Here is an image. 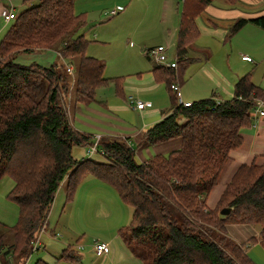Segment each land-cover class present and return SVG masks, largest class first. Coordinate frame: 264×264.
I'll return each mask as SVG.
<instances>
[{
	"label": "trees",
	"instance_id": "16d2710c",
	"mask_svg": "<svg viewBox=\"0 0 264 264\" xmlns=\"http://www.w3.org/2000/svg\"><path fill=\"white\" fill-rule=\"evenodd\" d=\"M212 1L183 0L175 45L177 67L153 69L163 75L171 105L147 128L144 139L153 144L179 136L182 145L144 162L136 161L133 147L117 137L100 136L102 161L88 154L73 156L74 146L86 151L96 136L91 140L70 124L61 97L73 90L75 101L91 102L96 89L108 81L104 62L85 53L89 42L85 19L74 12V0L30 1L18 13L0 39V179L12 178L7 196L19 212L14 225L0 222L2 264L9 258L23 264L36 248L34 241L60 184L69 201L86 175L111 184L132 208L120 236L141 264H256L246 248L254 242L264 248V160L239 165L216 208L207 207L206 197L229 152L241 145L242 127L252 125L250 112L259 100L264 102V89L246 73L234 83L230 98L213 94L184 105L171 88L193 61L187 48L199 34L195 19ZM248 22L264 28V15L235 19L227 26V39ZM52 49L64 65L16 61L19 53ZM67 65L75 72L71 84ZM223 207H230L229 214L219 213ZM228 222L253 224L258 236L238 243L226 232ZM70 248L59 259L75 260Z\"/></svg>",
	"mask_w": 264,
	"mask_h": 264
},
{
	"label": "crops",
	"instance_id": "0c3cea01",
	"mask_svg": "<svg viewBox=\"0 0 264 264\" xmlns=\"http://www.w3.org/2000/svg\"><path fill=\"white\" fill-rule=\"evenodd\" d=\"M14 1L16 0H12L11 3L15 8V6L13 5ZM19 1H21L22 3L25 2L24 0ZM75 1L76 0H74V4ZM127 1L128 0H126V2ZM239 1L241 2L243 0H236L234 4H230L226 0H213L205 7L204 11L202 12H205L204 14L207 16V23L210 26H212L213 28L220 27V30L218 32L219 38L222 39L223 33H225L227 30V26L235 19L239 17L253 18L259 15H264V11H262L263 9H261L260 7L261 2L256 3V5L254 3H247V5L254 4V8L249 9L248 11H241L237 9V4L239 3ZM124 2L125 0H116L113 3L115 7L111 10L118 8L120 9H118L115 14H111L110 10L107 19H111L112 17L124 12L125 9L129 12L131 10L133 1L131 0L130 2H128V4L126 3L125 5H122V3ZM145 2L147 4V8H151L150 0ZM1 3L4 4V0H0V4ZM25 3V7H27L30 4V1H26ZM156 3V8L158 10L159 28H161L159 30V39L157 41H139L134 52H131L127 56H125V58L118 62L116 66L109 71L106 70V64L103 61V74L106 78H108V81L106 84L101 85L96 89L95 98L93 101H75L71 94H69L66 98V111L69 122L76 130L82 133L89 134L91 140H93L95 136L113 138L117 137L120 139H124L129 145L133 147L134 156L136 161L138 162L147 161L156 155H167L171 151L180 148L182 145V139L179 136L172 137L170 139H166L153 144H149L144 139V132L147 130V128L158 121L164 114L168 113L171 105V91L166 81L164 80L163 75H160V70L157 71V74L154 73L153 70L154 67L159 64L148 57L144 53V51L150 47L160 44L166 45L167 50L172 47L175 49L178 36L180 11L183 0H156ZM137 9L138 6L134 7V10ZM74 12H76L75 8ZM141 18L145 19V17H140L138 18L139 21L142 20ZM249 25L250 27H253L250 29L256 36L262 37V33L260 32V30H263L264 28L259 27L252 22L246 23L240 29H246L245 27ZM84 34H86L85 31ZM197 39H199V37L196 38L195 41L191 43L187 48V55L189 58H192L193 61L189 62L186 67L191 63H198V71L200 76L195 85L188 86L187 81L190 79L191 75L186 80H183V73L186 67L184 68L183 73L180 75V78L177 79L181 100L191 102L196 99L212 96L213 94L218 99L230 98L233 95L234 83L240 76L243 75V73L239 74L238 72L231 71L229 65V71L226 69L224 70L215 67L212 61H210L211 55L210 52L205 48V46L202 45V47H197ZM93 40L94 45H109L110 43V39L107 37H99ZM262 42L263 41H261V44ZM88 44H92V42L89 41ZM204 52L206 53L205 56L203 55ZM85 53L94 57H102V55H98L99 48L93 45H87ZM31 60L38 62L32 57H24L22 59L21 57H19L16 61L22 64H26L27 61L30 63ZM38 63L42 64L41 62ZM137 91H139L140 94L139 97L137 96L138 100L143 99L144 101L151 102V104L146 105L141 109L136 108L134 104H129L128 99L130 96H132L131 93ZM129 115L132 116L135 120L133 121L132 119H128L127 117ZM244 127L245 128L242 127V131L244 132H242V143L239 147L232 149L229 152V159L227 160L220 174L217 185L222 179L223 171L224 173L228 171L226 180L224 181L222 186L214 185L211 189L214 195H217L219 193L215 205L211 208L217 207L220 195L222 194L226 184L230 181L233 173L239 165L243 163H251L256 159V157L264 158V137L263 134H261L264 132V120L258 122V120L256 119L252 126L248 125ZM249 131H253V134H251ZM82 156L84 155L82 154ZM90 177L94 176L86 175L80 180L72 199H70L69 201H65L64 198L60 215L62 214L64 209L65 212L69 211L72 214H87L86 211L82 210L83 208L79 203L80 197L78 195L83 189L107 190V186L104 183L109 184L108 182L103 180H101V182L97 180H91ZM11 185H13V180H10L9 182V186ZM60 188H63V182L60 184L58 190L56 191L57 196L60 194ZM63 195H65V192H63ZM55 203V201H52V210L51 208H49L48 210L46 223L37 233V245L35 250L33 251L38 250L41 246L42 234L47 235L49 238L54 240L59 238V236L57 237L55 234V232H58L55 230L56 227L61 226V229L63 231L67 227L68 232L72 235H78L87 231V224L90 222L89 218L85 220L80 216L73 217V215H70V217L63 220L60 225V219H55V217H52V211L55 209L56 205ZM128 207L130 208L132 216V208L129 205ZM50 217L52 218L51 222L49 220ZM226 232L234 241L238 243L246 242L251 236H258V228H256V226L253 224L247 223L228 222L226 224ZM63 236L64 235L62 234L60 237ZM79 238L77 239V241L79 240ZM100 240L109 244V242L113 243V241H115L116 239L112 237L102 238ZM56 241L57 243L61 242L60 246L58 247V250L61 249V253H59L55 259H59L62 251L68 246L71 247L68 253L76 257L75 260L60 258V261L57 263L141 264L140 259L130 251L122 238L121 245L112 246V250H109V252L102 255H97L95 253L93 245L85 246L83 249L78 250V245L75 248L70 244L65 246V244L63 243L64 241H62L61 239H57ZM27 259L28 258H26V260ZM25 261L23 262V264L25 263ZM37 261L39 263L41 262V259H37L35 263ZM0 264H2L1 261Z\"/></svg>",
	"mask_w": 264,
	"mask_h": 264
},
{
	"label": "rangeland",
	"instance_id": "374dc122",
	"mask_svg": "<svg viewBox=\"0 0 264 264\" xmlns=\"http://www.w3.org/2000/svg\"><path fill=\"white\" fill-rule=\"evenodd\" d=\"M30 1L35 2L36 0ZM115 1L116 0H76L74 4V8L76 11L75 13H81L85 19V36L90 42H92V44L88 45L97 46L99 48L98 55H102V57H95L105 62L107 71L113 69L116 64L120 62L123 58H125V56H127L129 53L134 52L139 41H157L159 39V30L161 29L159 28L156 0H150L151 8H147V4L145 2L149 0H132L133 4L129 12L125 9L124 12L112 17L111 19H107L110 10L115 7L113 4ZM130 1L131 0H128L126 2L125 0L122 5H125L126 3L128 4V2ZM243 1L245 2V4ZM243 1H239V3L237 4L238 10L248 11L249 9L254 8V4L256 5V3L261 2L260 7L261 9H263L262 11H264V0ZM4 3L8 5L6 0H4ZM247 3L254 4L247 5ZM13 5L15 6L14 12L18 14L25 8L26 3H22L21 1L16 0L14 1ZM136 6H138V9L134 10V7ZM204 13L198 15L195 19L197 22L196 25L199 30V34L197 36V38L199 37V39H197L196 43L197 47H202V45L205 46V48L210 52V61H212L215 67L224 70L226 69L229 71V65L231 71L233 72H238L239 74L243 73V75L249 72V74H251V79L253 80V82H255L264 89V29L260 30V32L262 33V37H259L256 36L253 31H251L250 28L253 27H250L249 25L245 27L246 29L238 30L230 37V39H227L226 30V32L223 33V37L221 39L218 37L220 27L213 28L212 26H210L207 23V16ZM140 17H145V19L141 18L142 20L139 21L138 18ZM13 21L14 20L5 22L0 17V39H2L6 30L13 23ZM99 37L109 38V45H94L93 39H97ZM261 41H263L262 44ZM174 51L175 49L173 47L167 50L169 58L173 60H175ZM205 54L206 53L204 52L203 55L205 56ZM242 55H248L252 60L245 61L241 58ZM29 56L44 65H48L51 63L60 64L62 62L63 65L65 64L64 60L60 57L59 52L54 49L32 53H19L16 56V60L19 57H21V59L24 57L30 58ZM27 63L29 62L27 61L26 64ZM198 69V63H191L185 68L183 73V80H186L191 75L190 79L187 81L188 86L195 85L197 83L198 78L200 76ZM68 74L71 77V84L73 82L75 72H68ZM68 93H70L72 97L74 96L73 90L71 92H67V94L62 93V95L66 94L65 96L61 97L62 102L67 103V99H65L64 97H68ZM131 95L135 99L140 96L139 91L132 92ZM142 101L144 100L142 99ZM258 108L259 106L256 105V108H254L250 112L252 124L255 122L256 119L258 120V122L264 120V114H259L257 112ZM127 118L132 119L133 121L135 120L130 115ZM249 132L253 134V131ZM261 134H263L264 137V132ZM72 153L73 156L76 158H80L82 154L84 156L87 155L85 154L84 146H74L72 149ZM91 158L96 161L104 160L103 155H100L98 152L92 153ZM263 160L264 158L262 157H256L254 161L256 163H260ZM227 176L228 171L225 173L223 171L222 179L219 181L218 185V181L215 185L222 186ZM90 179L101 182V180L96 177H90ZM10 180L12 179L9 176H4L0 181V221L6 223L9 226H12L17 222L19 212L17 204L11 199H9L7 196L9 190L13 186H9ZM104 184H106L107 190L83 189L79 193V203L83 208L82 210L86 211L87 214H72L69 211L65 212L64 209L62 214L60 215L64 202L63 188H60V194L58 196L55 193L53 202L55 201L56 205L55 209L52 211V217H55V219H60V225L61 222L69 218L70 215H73V217L80 216L85 220L89 218L90 221L87 224V231L78 235L70 234L67 230V227L66 229H64V231L61 229V226L56 227L55 230L58 232H55V234L57 237L59 236V238L57 239H61L62 241H64L63 243L65 244V246L70 244L76 248L78 245V250L83 249L85 246L92 245L94 248L97 242H104L100 239L112 237H114L116 240L113 241V243L109 242L108 246L110 250H112V246H119L122 244L120 237L121 230H123L129 224L131 218V211L128 205L123 202L118 192L115 191L114 187L107 183ZM218 194L214 195L213 191H210V193L206 197V204L208 207L211 208L215 205ZM52 205L50 207L51 210ZM49 220L51 222L52 218L50 217ZM62 234L64 236L60 237ZM41 238V246L38 250L32 252V254L28 257L24 264H35V261L37 259H41V262L39 263L64 264L57 263L60 261V259H55L56 256L61 253V249L58 250V247L60 246L61 242L57 243V239H51L44 234H42ZM78 238L80 241H77ZM246 251L249 257L256 264H264V248L260 243L254 242L252 244H249V246H247L246 248ZM6 264L21 263L16 262L14 258H9L6 261Z\"/></svg>",
	"mask_w": 264,
	"mask_h": 264
},
{
	"label": "built area",
	"instance_id": "2783aa9c",
	"mask_svg": "<svg viewBox=\"0 0 264 264\" xmlns=\"http://www.w3.org/2000/svg\"><path fill=\"white\" fill-rule=\"evenodd\" d=\"M6 1L8 2L7 3L8 5H6L5 3L4 4L3 3L0 4V17L5 22H9L10 20H14L17 17L18 14L14 12V7L12 6L11 1L10 2H9V0H6ZM118 9H120V8H118ZM118 9L111 10V14H115V12ZM144 53L148 57L153 59L159 65L166 66V67H171V68H176L177 67L176 58H175V60H171L168 57L167 46L166 45L160 44V45H156V46L150 47V48L146 49L144 51ZM241 58L243 60H246V61H251L252 60L248 55H242ZM66 70L68 72L72 73V70H73L72 66L71 65H67L66 66ZM171 88H172L173 91L177 92L178 102H180V103H182L184 105H189L190 104V102H188V101H182L181 100L180 94H179V88H178L177 84H172ZM128 102H129V104H134L135 107L138 108V109H141L144 106L151 104V102H149V101L138 100V99H135L132 96L129 97ZM257 106H259V108L257 109V112L259 114L263 115L264 114V102L259 100L258 103H257ZM99 139H100V136H96L95 137L94 142L87 147V149L85 151L86 154L91 155L94 152H98L100 154H103V150L102 149H98V147H97V143H98ZM36 245H37V241H34L33 248H35ZM94 250H95V253L97 255H102V254H105V253L109 252L110 249H109V246H108L107 243H105V242H97L95 244V246H94Z\"/></svg>",
	"mask_w": 264,
	"mask_h": 264
},
{
	"label": "water",
	"instance_id": "95a60500",
	"mask_svg": "<svg viewBox=\"0 0 264 264\" xmlns=\"http://www.w3.org/2000/svg\"><path fill=\"white\" fill-rule=\"evenodd\" d=\"M230 212V207H223L219 210V213L222 215H227Z\"/></svg>",
	"mask_w": 264,
	"mask_h": 264
}]
</instances>
